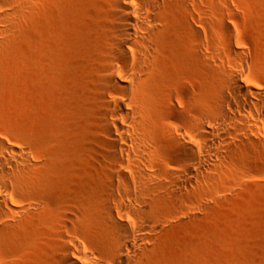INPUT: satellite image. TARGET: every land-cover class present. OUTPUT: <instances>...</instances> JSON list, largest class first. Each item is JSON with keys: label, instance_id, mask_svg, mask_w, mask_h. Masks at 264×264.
I'll use <instances>...</instances> for the list:
<instances>
[{"label": "rangeland", "instance_id": "1", "mask_svg": "<svg viewBox=\"0 0 264 264\" xmlns=\"http://www.w3.org/2000/svg\"><path fill=\"white\" fill-rule=\"evenodd\" d=\"M110 1L33 0L35 17L25 22L15 48L3 61L0 129L29 159L19 164L21 186L11 190L8 199L44 203L35 228L16 239V264H52L56 235L63 229L55 221V210L62 203H77L87 212L89 205L103 201L127 203L129 209L120 213L132 224L141 219L140 203L160 195L171 204L161 209L160 232L141 264H262L257 255L264 254V114L257 117V144L247 143L253 147L251 153L230 158L220 168L202 170L208 169L213 151L205 144L221 140L222 129L230 127L215 113L218 109L230 113L221 99L234 100V91L240 94L234 77L243 85L264 88V0H211L207 40L211 121L206 129L212 136L200 131L194 138L196 173L190 186L175 195L138 186L131 179L137 167L125 165L131 155L123 154L122 165H117L128 183L103 182V174L110 172L108 149L86 126L98 131V124H104L92 98ZM192 54L197 63L188 64V74L192 92L198 95L202 78L198 61L203 58L196 50ZM169 67L180 80L184 66L170 62ZM122 83L126 85L125 80ZM73 114L82 120L74 121ZM94 180L104 185L100 199L84 188ZM110 190L115 199L105 196ZM98 236L92 224L83 239L94 245Z\"/></svg>", "mask_w": 264, "mask_h": 264}, {"label": "bare ground", "instance_id": "2", "mask_svg": "<svg viewBox=\"0 0 264 264\" xmlns=\"http://www.w3.org/2000/svg\"><path fill=\"white\" fill-rule=\"evenodd\" d=\"M210 11L211 0L110 1L92 98L104 124H98V131L86 126L88 133L97 132L98 141L108 149L105 155L111 161L110 172L103 174V182L109 186L130 180L117 168L123 163V154L131 155L125 165L135 164L137 170L131 179L140 187L153 186L163 194L175 195L190 186V177L196 173L192 165L198 160L194 138L200 131L212 136L206 129L211 121L207 44ZM34 17L33 0H0V71L16 46L19 31ZM194 50L203 58L198 61L202 70L198 95L192 92L188 74V64L197 63ZM170 62L184 66L180 80L171 72ZM233 80L240 94L234 91V100L229 96L221 99L230 106V113L221 109L215 113L230 127L222 129L221 140L205 144L213 151L204 173L211 167L220 168L230 158L251 153L253 147L247 143L257 144V117L264 114V88L243 85L236 77ZM72 118L82 120L77 114ZM3 135L0 129V264H16V239L35 228L44 203L9 201L8 193L21 186L18 166L29 159ZM103 186L94 180L84 188L100 197ZM105 196L108 200L116 198L111 190ZM140 204L137 211L141 219L130 224L120 213L129 209L127 203L103 201L89 205V212L77 203H62L55 210V221L63 229L56 235L52 264H141V257L160 232L161 209H167L171 200L160 195ZM92 224L99 232L94 245L83 239ZM259 256L264 264V254Z\"/></svg>", "mask_w": 264, "mask_h": 264}]
</instances>
